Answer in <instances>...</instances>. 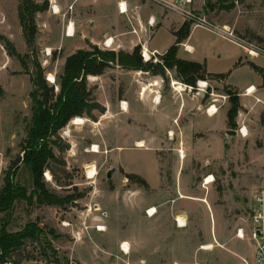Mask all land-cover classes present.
Returning <instances> with one entry per match:
<instances>
[{
    "label": "rangeland",
    "instance_id": "1",
    "mask_svg": "<svg viewBox=\"0 0 264 264\" xmlns=\"http://www.w3.org/2000/svg\"><path fill=\"white\" fill-rule=\"evenodd\" d=\"M35 1L41 4L43 0ZM56 1L65 9L53 14L47 0V8L34 16L37 32L33 45L28 47L18 17L14 16L19 0H0V188L5 172L22 155L20 144L31 118L29 92L36 63L41 65L45 79L55 83L66 56L77 49L91 50L92 45H97L101 50L131 52L138 45L139 53L142 46L165 51L184 22L192 26L187 42L207 58L210 71L228 72L232 60L242 56L235 66H245L231 71L230 82L224 81L226 75L221 79L199 78L194 86L187 85L190 88L185 89L193 96L198 91L197 81L204 80L207 88L202 89L203 98H212L219 112H227L230 107L227 92H236V125L230 128L227 124V128L236 130L237 121L246 117L248 133L229 136L224 131L198 134L188 130L178 134L177 127L186 122L194 129L198 122L203 126H217L219 122L214 116L207 123L204 112L199 111L192 116L184 112L173 121L175 106L178 101L183 103L185 96L177 90L178 101L167 97V77L181 82L173 68L164 70L161 84L153 89L156 91L152 95L160 94L161 101L154 103L151 96V104L134 96L142 92L143 78L131 69L114 64L99 76H87L92 97L104 111H93L96 120L78 116L82 123H73V118L60 129L57 137L61 145L68 147L54 146L56 159L49 161L43 171V182L50 193L75 199L64 205H46L37 203L34 196L30 203L16 200L10 209L1 211L0 228L4 226L7 232L20 231L29 222L43 230L38 239H28L14 250L4 264H139L129 259L127 241L121 242L127 253L119 250L117 243L135 239L144 247L151 238L153 247H161L163 255L157 262L145 264H169V257L172 259L176 252L177 262L171 264H238L243 259L251 263L253 245L248 234L240 239L235 232L248 224L252 193L264 186V85L251 66L264 69V57L249 56L245 48L220 40L209 29L194 26L187 18L162 11L144 0H127L125 13L119 12L118 0H69V5L66 0ZM193 7L204 10L210 21L233 26L243 37L264 44V0H195ZM66 8L73 19L65 13ZM152 14L156 23L150 27L147 18ZM70 23L73 32L67 38ZM92 35L101 42H93ZM110 37L112 43L106 47L103 42ZM6 41L15 54L23 56V63L7 53ZM179 53L191 56L182 48ZM161 55L155 53L146 63L156 67ZM149 73L154 74L152 70ZM173 84L175 89L184 88L180 83ZM249 85H254L253 93H259L258 99L250 95L254 98L251 103L240 102L239 93H245ZM124 102L126 111L122 109ZM192 109L190 106L186 110ZM106 111L107 121L101 127L96 122ZM168 128L173 134L167 133ZM138 141L143 146H137ZM91 146L98 151H89ZM16 165V182L31 191L30 171L21 161ZM89 169L96 172L91 177L86 175ZM130 175L143 178L148 187ZM208 176L211 181L206 183ZM144 208L146 213L154 208L160 214L147 216ZM178 218L183 221L179 223L180 230L171 228V220L176 225ZM153 227L164 229L158 240H153L149 230ZM138 255L147 256L148 252Z\"/></svg>",
    "mask_w": 264,
    "mask_h": 264
},
{
    "label": "trees",
    "instance_id": "2",
    "mask_svg": "<svg viewBox=\"0 0 264 264\" xmlns=\"http://www.w3.org/2000/svg\"><path fill=\"white\" fill-rule=\"evenodd\" d=\"M228 7L229 5L224 6V8ZM46 8L47 0H43L41 4L35 0H19L18 2L17 17L28 47L33 45L37 32L34 16ZM190 27L189 23L184 22L174 32V43L160 56L161 63L156 67L152 63L143 62L138 45L131 52L101 50L97 45H92L91 50L77 49L66 56L62 72L55 83H49L45 79L41 65L36 63L35 72L31 76L32 88L29 92L31 118L26 135L20 144L22 155L13 162L14 166L9 167L5 172L4 183L0 188V212L10 209L16 200L30 203L34 196L37 203L46 205H64L67 201L75 199L72 196L59 197L50 193L43 182V171L48 168L49 161L56 159L54 146L68 147V144L61 145L60 138L57 137L60 129L75 117L85 116L96 120L93 111L100 113L104 111V107L92 97L87 76L100 75L105 68L117 64L127 69L152 70L154 74L161 76L165 74V69L173 68L178 80L191 86H194L199 78H223L225 74L208 73L203 63L176 56L178 43L188 37ZM6 47L8 54L16 55L23 63V56L15 54L9 41H6ZM251 66L261 76L264 85V69L254 64ZM227 94L230 103L226 113L227 124L230 128H235V117L239 108L238 95L230 91ZM20 161L28 168L32 177L33 187L29 192L15 180L18 168L16 164ZM61 163L64 161L62 160ZM130 177L136 179L143 187H148L143 178L137 175H130ZM42 232L43 230L35 222L25 224L20 231L16 232H7L2 226L0 228V263H6L14 250L20 248L28 239H38V235Z\"/></svg>",
    "mask_w": 264,
    "mask_h": 264
},
{
    "label": "crops",
    "instance_id": "3",
    "mask_svg": "<svg viewBox=\"0 0 264 264\" xmlns=\"http://www.w3.org/2000/svg\"><path fill=\"white\" fill-rule=\"evenodd\" d=\"M67 1H69V0H66V4L67 5H69V2H67ZM118 2V1H117ZM50 4H56L57 5V8H58V10H59V12H60V9H62V10H64L65 9V7H64V4H60L58 1H56V0H49V6H50ZM67 5H65V6H67ZM51 9V8H50ZM50 11H52V10H50ZM66 12L65 13H67V16L69 17L70 16V18L71 19H73V16H71V15H69V11L67 10V8H66V10H65ZM53 12V11H52ZM57 12L58 11H56V12H53V14H57ZM71 12V11H70ZM4 14V17H7V14H6V12L5 13H3ZM14 16H15V18L17 17V8H16V11L14 10ZM75 21V20H74ZM194 26H197V25H194ZM192 27V26H191ZM191 27H190V30H191ZM201 27V26H200ZM206 29V28H205ZM206 30H208V29H206ZM208 31H210L211 33H213V34H215L216 36H218L219 37V39L220 40H223V41H227V42H229V43H232V44H234V45H236V46H239L240 48H242V49H244L240 44H238V43H236V42H233V41H231V40H229V39H226V38H224V37H221V36H219L218 34H216L215 32H213V31H211V30H208ZM239 33V32H238ZM189 34H190V32H189ZM240 35H241V33H239ZM72 35H68V33H67V35H66V37L67 38H69V37H71ZM189 36V35H188ZM243 36V35H242ZM65 37V38H66ZM91 38H92V40H93V42H97V44H98V42L100 41L101 42V40L99 39V38H97V37H95V36H91ZM187 39H188V37L186 38V39H184V41L183 42H181V47L177 50V54H176V56L178 57V58H181V59H184V60H189V61H195V62H199V63H203L204 65H205V68H206V71L208 72V73H211V74H219V73H222V74H225L226 76H225V80L224 81H226V82H230L229 80H230V74H231V71L233 70V71H235V70H237V69H239L240 67H244L245 65H240V66H235V64L236 63H238L239 62V60H240V57H242L241 55L240 56H236L235 58H234V60H232V68L228 71V72H214V71H210L209 69H208V67H207V58L205 57V56H202V53H197V49L195 48V46H193L192 44H190L189 42H187ZM99 40V41H98ZM175 41V40H174ZM174 43V42H173ZM185 45H188L189 47H188V49H186V48H184V46ZM169 47V46H168ZM182 48V50H183V52L184 53H186V54H188V55H191V56H183V55H181L180 53H179V50ZM152 50H154L155 51V53H158V54H163L165 51H159V50H157V49H155V48H153ZM73 53V52H72ZM72 53H70V54H72ZM69 54V55H70ZM68 56V55H67ZM131 71H133V72H135V73H140V77H142L143 79H142V81H141V93L137 96V95H134L139 101H141V102H144V103H146V104H151L152 102H151V100H150V97L151 96H154V95H152L153 94V92H155L156 90H154L153 91V89H155L156 87H159V85L161 84V82H162V76L161 75H159V74H150L149 73V71H144V70H133V69H131ZM101 75V74H100ZM95 76H99V75H92L91 77H95ZM89 77V76H88ZM167 77V76H166ZM167 80H168V94H167V97L170 99V100H172V101H174V100H179V96L177 95V93H176V91L177 92H179V91H183V93L182 94H184L185 96H187L188 98L187 99H184L185 98V96H182V98H183V103H181V104H179V101H178V105H176L175 106V112L172 114L173 115V117H172V119H173V121L174 120H177V116H182L183 115V113L185 112L186 114H189L190 116H192L191 114L192 113H195V112H204V114H205V116L207 117L206 119H207V123L209 122V119L210 118H213L214 116H218V122H219V124L217 125V126H215V125H210V126H203V124H199V122H198V124H199V127H198V124H197V128L196 129H194L195 127H194V125L192 126V124H190L191 125V127L192 128H189L190 126L189 125H187V123L188 122H186L185 124H180L178 127H177V131H178V134H183V132L184 133H186V131H190V133H198V134H200V133H214V132H216V131H218V132H222V131H224L225 132V130L226 129H228L227 128V116H226V113L227 112H224V111H220L219 112V108L217 109V111H216V113H214V114H209V113H207L206 112V107L209 105V104H211L212 102H214V100L211 98V99H209V98H203L204 97V95H203V90L202 89H200V88H197L196 87V90H198L197 92H195L194 93V95L193 96H190L189 94H188V92H187V89H185V88H190L189 86H187V84H184V83H181V82H178L175 78H171V77H167ZM223 81V80H222ZM152 82H157V85H154V84H152ZM173 82H177V83H180L181 85H182V87H184L182 90H179V89H175L174 87H175V85L173 84ZM259 83H262V79H261V81L259 82ZM152 84V85H151ZM231 84H233V85H237V84H234V83H231ZM254 86V85H253ZM155 87V88H154ZM143 88H145L144 90H143ZM140 92V91H139ZM255 92V91H254ZM142 95V96H141ZM181 95V94H180ZM251 95H253V97H256V99H258V97H259V93H257V91H256V93H253V94H251ZM128 96H129V94H128ZM239 96H240V102H241V100H243V102H244V100L245 101H248L249 103H251L252 101H253V97L252 96H250L249 94H246V93H244V92H241V93H239ZM160 101H161V98H160ZM116 102V101H115ZM126 103H128V107H129V104H130V101L128 100V98L126 99ZM155 103V102H154ZM216 104V103H215ZM131 105V104H130ZM188 105H189V107H188ZM241 105H243L244 106V103H241ZM117 109H118V105H117V102L115 103V105H114ZM190 106L192 107V108H194V109H192L191 110V112L190 111H187L186 109H190ZM128 107H127V109H128ZM130 108H131V106H130ZM109 112V111H108ZM108 112L106 111V113H104V114H102L101 116H100V118L98 119V121L96 122L97 124H100V126L102 127V126H104L105 125V122L107 121L106 119H104V118H106L107 116H108ZM130 112V110L128 111V113ZM188 112V113H187ZM111 113V112H110ZM121 113V112H120ZM127 113V112H126ZM241 112L239 111V114H240ZM245 118L246 117H244V118H241V119H239V121H237L238 122V125H240V124H244L245 126H246V128H247V124H246V121H245ZM198 119V118H197ZM103 120H105V121H103ZM103 122V123H102ZM100 127V128H101ZM192 130V131H191ZM167 133H172L173 134V130L171 129V128H168L167 129ZM159 179H160V175H159ZM159 182H160V180H159ZM150 188H152V187H150ZM182 195V194H181ZM144 211H145V213H146V210H145V208H144ZM147 214V213H146ZM154 214H156V215H158V214H160L159 213V211L156 209V212L154 213ZM153 214V215H154ZM174 215V214H173ZM147 216H150V215H147ZM178 217V216H182V214H175V217ZM174 217V218H175ZM157 222L158 223H160V220H159V216H158V219H157ZM161 224V223H160ZM171 225V228H173V229H175V228H177L178 230H180V228H181V226H179L177 223H176V225L174 224V221H172L171 220V223H170ZM150 230V232L151 233H153V240L154 239H159L160 237H159V233L161 232V231H163L164 229H161V230H159V227H157V228H150L149 229ZM157 230V231H156ZM156 231V232H155ZM150 240V244L149 245H144V247H140L139 245H140V243L139 242H137L135 239H132V240H125V239H121L118 243H117V246H118V248H119V250H120V243L122 242V241H127V243H128V245H129V250H128V252H129V259H131V261L133 262V263H139V264H145V263H152V262H157V259L158 258H160V256H162L163 254H162V250L163 249H161V247L159 248V246H157V248L154 246L153 247V244H151V241H152V238L151 239H149ZM155 248V249H154ZM145 252H148V255L147 256H139L138 254H145ZM115 253H116V251H115ZM176 253H178V252H176ZM174 254L173 255V258L171 259V257H169V261H167L169 264H171V262H173V263H175V262H177V255L178 254ZM137 255V256H136ZM140 257H142V258H140ZM159 261V260H158Z\"/></svg>",
    "mask_w": 264,
    "mask_h": 264
},
{
    "label": "built area",
    "instance_id": "4",
    "mask_svg": "<svg viewBox=\"0 0 264 264\" xmlns=\"http://www.w3.org/2000/svg\"><path fill=\"white\" fill-rule=\"evenodd\" d=\"M145 2L159 7L162 11L178 14L187 18L194 25L205 27L221 37L229 39L233 42L240 44L246 49L247 54L253 57H264V44L252 41L246 37L240 35L233 26L228 24H218L210 21L208 19L207 13L202 10L199 11L193 7L195 0H144ZM238 0H234L237 3ZM50 8L53 12L58 11L56 4H50ZM70 8V7H69ZM117 8L119 12L125 13L128 9L127 0H118ZM156 23L155 15H149L147 18L148 26H153ZM68 31V26H67ZM73 32V31H72ZM111 38V37H110ZM109 38L105 39L103 44L108 47L112 43V40L107 44ZM112 39V38H111ZM188 45L184 48L188 49ZM142 59L147 62L152 57L155 56V51L148 49L147 46H142L140 52ZM197 88L205 89L207 88V83L204 80H198ZM253 86V85H252ZM254 87V86H253ZM251 85L245 88L246 94H253L254 91H250ZM255 89V87H254ZM253 89V90H254ZM212 109V107H214ZM218 107L214 102L206 107V112L209 114L216 113ZM236 132L241 136H246L248 130L244 124H240L236 128ZM92 148V146L90 147ZM89 148V149H90ZM87 175V173H86ZM176 223L179 225L178 220ZM248 234V239L253 245V255L251 258V263L243 259L238 264H264V186H259L255 188L251 196L249 213H248V224L246 227H238L235 232V237L244 238L245 234ZM123 243H120V246ZM207 245V244H206ZM206 245H201V248H206Z\"/></svg>",
    "mask_w": 264,
    "mask_h": 264
},
{
    "label": "bare ground",
    "instance_id": "5",
    "mask_svg": "<svg viewBox=\"0 0 264 264\" xmlns=\"http://www.w3.org/2000/svg\"><path fill=\"white\" fill-rule=\"evenodd\" d=\"M56 11H57V10H56ZM56 11H55V12H56ZM72 31H73V25H72V23H70V24L68 25V35H72ZM111 40H112V39L109 38L108 41H107V44H109ZM49 78H50V80H53V77H52V76H49ZM177 88H180V87H177ZM253 89H254V87L251 85L250 91H253ZM160 97H161L160 94L155 95L153 101H154L155 103H158V102L160 101ZM214 108H215V106L212 107V109H214ZM122 109H123L124 111L127 110V104H126L125 102L122 104ZM82 122H83V121L80 119V117H75L73 123H82ZM170 134H171V133H170ZM136 145H137V146H143V142H142V141H138V142L136 143ZM94 147H96V146H92V148H90L89 151H91V152H97L98 149H97V148H94ZM96 150H97V151H96ZM179 152H180V155L183 156V150L180 149ZM89 170H90V169H89ZM93 173L95 174L96 172H95L94 170H92V171L90 170V171L88 172L87 176L91 177V176L94 175ZM210 181H211V176H208V177L206 178L205 182L208 183V182H210ZM147 213H149V215L151 216V215H153V214L155 213V209H154V208H151V209H149V210L147 211ZM178 220H179V223L182 225V224H183V221L181 220V218H178ZM99 229H103V228H102V227H99ZM209 247H210V246H209ZM120 248H121V250H122L123 252L127 253V247H126L124 244H122V245L120 246Z\"/></svg>",
    "mask_w": 264,
    "mask_h": 264
},
{
    "label": "water",
    "instance_id": "6",
    "mask_svg": "<svg viewBox=\"0 0 264 264\" xmlns=\"http://www.w3.org/2000/svg\"><path fill=\"white\" fill-rule=\"evenodd\" d=\"M225 133H226L227 135H229V136H234V135L237 134V132H236L235 129H226V130H225ZM108 176H109V174H108ZM197 264H199V263H197Z\"/></svg>",
    "mask_w": 264,
    "mask_h": 264
}]
</instances>
